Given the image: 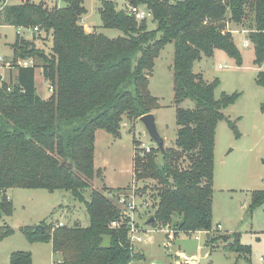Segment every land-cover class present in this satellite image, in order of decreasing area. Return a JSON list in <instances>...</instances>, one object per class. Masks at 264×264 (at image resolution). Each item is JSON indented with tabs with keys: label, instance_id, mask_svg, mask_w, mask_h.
<instances>
[{
	"label": "trees",
	"instance_id": "obj_1",
	"mask_svg": "<svg viewBox=\"0 0 264 264\" xmlns=\"http://www.w3.org/2000/svg\"><path fill=\"white\" fill-rule=\"evenodd\" d=\"M66 3L50 8L44 1L27 0L0 9V24L38 27L52 36L53 43L49 54L18 35L12 45L16 80L0 85V222L14 212L11 188L69 191L85 203L88 226L43 222V230L22 228L31 242L52 243L59 255L53 264H130L143 259L131 242L127 223L112 226L122 220L118 195L129 187L112 192L107 186L97 190L91 185L97 177L104 180L103 169L95 166L96 132L104 129L120 137L125 122L140 120L160 106L149 89L150 77L160 51L174 41L175 101L192 99L196 106L177 109L175 146L163 152L153 146L141 156L142 149L137 148L141 142L134 139V180L157 182L155 221L150 225H170L175 237L207 231V243L215 242L220 237L212 234L216 129L226 119L240 135L237 121L224 111L240 93L217 97L220 80L206 82L193 68L217 49L238 66L243 64L232 24L249 31L254 62L262 68L264 0H127L152 11L153 17L144 20L130 14L127 6L120 9L116 1L102 0L103 25L124 32L117 38L85 28L84 0ZM149 20L156 28L149 27ZM27 58H34L35 65L18 64ZM38 67L54 87L48 98L37 91ZM257 83L264 85V69ZM263 204L264 189L254 191L251 213ZM6 228H0V236L13 231ZM235 235L237 250L251 254L250 245L241 244ZM8 264L36 263L32 252L16 251Z\"/></svg>",
	"mask_w": 264,
	"mask_h": 264
},
{
	"label": "rangeland",
	"instance_id": "obj_2",
	"mask_svg": "<svg viewBox=\"0 0 264 264\" xmlns=\"http://www.w3.org/2000/svg\"><path fill=\"white\" fill-rule=\"evenodd\" d=\"M29 1H44L50 8L67 4L66 0ZM114 1L120 9L128 4L127 0ZM18 2L25 1L10 0L11 4ZM101 3L102 0H84L87 8L85 21L90 24L91 30L96 28L97 32L110 38L123 36L122 30L103 25ZM235 26L242 29L234 28L237 30L235 41L242 52L243 64L238 66L233 57L217 49L211 57L203 55L193 68L203 75L206 82H213L217 78L220 80L216 88L217 97L222 93H240L237 100L224 110L228 118L237 121L240 135H236L226 119L221 120L216 129L212 234L220 237L215 242L208 244L207 234L198 232L180 233L172 240L166 237V232L161 229L163 227L146 223L155 211L153 205L157 201V182L151 179L134 180V139L149 146L157 147V144L143 122H125L120 137L104 129L97 136L95 166L102 167L104 180L103 177L95 178L91 182L92 187L102 190L107 186L112 192L117 188L129 187V191H135L138 195L140 207L137 221L145 227L148 235L143 242L136 244L137 251L143 255V259L136 264H179L182 253L193 258L196 264H264V260H261L264 259V204L252 213L250 211L253 192L264 189V85L257 83L258 73L264 65L259 68L255 64L253 45L244 44L246 34L243 31L247 29L243 25ZM149 27L156 28V23L149 20ZM17 33L18 27L0 24V56L6 57L7 61L14 58L12 44ZM22 34L34 41L38 49L51 53L53 43L50 34L27 30H22ZM174 58L175 42L172 41L160 51L149 83L150 91L159 99L160 106L153 113L166 147L175 146L179 128L177 109L196 106L192 99L179 104L175 101ZM42 71V67L36 69L37 91L43 98H48L51 95L50 85L44 81ZM137 148L140 149V146L137 145ZM139 154L144 155L141 151ZM8 195L13 201L14 212L0 222V228L4 230L10 227L13 231L0 236V264H8L16 251L32 252L36 264H53L59 256L54 253L51 242H31L22 231L25 226L37 227L43 222L47 225H57L59 222L64 225L76 222L82 226L90 224L85 203L75 200L69 191L11 188ZM141 200H146L150 205L145 206ZM235 234H239L241 244L250 245L251 254L237 250ZM166 241L171 242L170 247L166 246Z\"/></svg>",
	"mask_w": 264,
	"mask_h": 264
},
{
	"label": "built area",
	"instance_id": "obj_3",
	"mask_svg": "<svg viewBox=\"0 0 264 264\" xmlns=\"http://www.w3.org/2000/svg\"><path fill=\"white\" fill-rule=\"evenodd\" d=\"M24 1H27V0H24ZM9 4H11L10 0H2L0 9H3ZM127 10L130 14L134 15L138 20L151 19L153 17L152 11L144 7H141V6L128 4ZM22 30L32 31L34 33L41 32L38 27L32 28V27L20 26L18 27V33L21 35H23ZM232 31L235 32L237 30H234L232 28ZM244 32L249 33L248 30H244ZM244 44L245 46H250L252 43L250 39L246 37ZM18 64L25 66V67L34 66L35 60L34 58L20 59L18 61ZM222 66L223 65H220L219 67H222ZM3 67L7 69L16 68L13 64V60L7 61L4 57L0 56V68H3ZM1 73L2 72L0 71V85H2L6 81L5 76H3V74ZM12 81L13 80H10L7 82H12ZM49 91L53 93L54 87L49 86ZM140 148L142 149V153H145V152H151L153 146L151 145L149 146L145 142H142L140 145ZM137 196H138L137 193L135 191L132 192L131 190L130 191L128 190L126 193L125 192L119 193L118 202H119V206L122 209V220L120 222L115 221L112 223L113 227H119L122 222H126L127 225L129 226V237L131 239L132 244L135 246L136 244L143 242L144 237L148 235V233L144 229L145 227L140 226L139 222L137 221V212H138V208L140 207V203L138 202ZM141 203L144 204L145 206L150 205L146 200H141ZM62 225L64 224L62 222H59L56 226L59 227ZM219 227H221V225H219ZM161 229H163V231L166 232L167 238H171L172 240L175 238L174 231L172 230L170 225H167ZM197 232L208 234L207 231H203V230H200ZM165 244L167 247L171 246L170 241H166ZM179 260H181L179 264H189L191 261V258H188L187 256L183 257V255L181 254V258ZM261 260H264V259L261 258ZM130 264H136V262L132 261Z\"/></svg>",
	"mask_w": 264,
	"mask_h": 264
},
{
	"label": "water",
	"instance_id": "obj_4",
	"mask_svg": "<svg viewBox=\"0 0 264 264\" xmlns=\"http://www.w3.org/2000/svg\"><path fill=\"white\" fill-rule=\"evenodd\" d=\"M140 121L143 122L151 135L152 139L156 142L157 148H159L162 152L165 151L166 144H165V138L162 137L158 130V126L156 123V116L154 113H149L146 115H143L140 118ZM155 221V217L152 216L150 219H148L147 224H151ZM44 229V226L42 224L38 225L35 230ZM208 238L210 237V233L207 234Z\"/></svg>",
	"mask_w": 264,
	"mask_h": 264
},
{
	"label": "crops",
	"instance_id": "obj_5",
	"mask_svg": "<svg viewBox=\"0 0 264 264\" xmlns=\"http://www.w3.org/2000/svg\"><path fill=\"white\" fill-rule=\"evenodd\" d=\"M84 22V26H85V28L88 30V31H92L91 29V27H90V24H88L86 21H85V18H84V20H83ZM94 26V25H93ZM236 26L235 25H233L232 24V28L234 29ZM236 28H238L240 31H242V29L240 28V27H236ZM96 29V28H95ZM244 32V31H243ZM18 35H20V36H22V37H25V35H21V34H19V33H17ZM246 34V37H248V35H247V33H245ZM234 36H235V32H234ZM26 38V37H25ZM13 45V44H12ZM250 46H252V44L250 45ZM240 49V48H239ZM12 50H13V53H14V49H13V46H12ZM216 52V51H215ZM12 53V54H13ZM10 56V55H9ZM8 56V57H9ZM11 56H13V55H11ZM5 59L7 60V58L5 57ZM37 69V68H36ZM263 69H264V67H263ZM0 71L2 72L1 74H3V76H5V80L6 81H10V80H13V81H15L16 80V77H17V68H13V69H7V68H0ZM42 73H43V71H42ZM43 78H44V76H43ZM44 81H45V78H44ZM46 82V81H45ZM36 83H37V76H36ZM101 129H99V130H97V132H96V142H97V136H98V134L101 132L100 131ZM99 168H102V167H99ZM10 192V189L8 190V193ZM199 233V232H198ZM205 234V233H204ZM207 234V233H206ZM182 255H183V257L184 256H186L184 253H182ZM192 257H194V256H192ZM189 264H196L195 263V260L193 259V258H191V261H190V263Z\"/></svg>",
	"mask_w": 264,
	"mask_h": 264
}]
</instances>
